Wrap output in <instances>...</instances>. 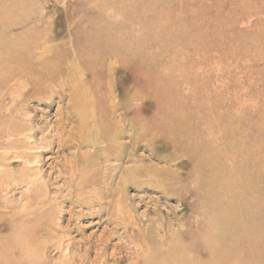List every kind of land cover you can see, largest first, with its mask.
Returning a JSON list of instances; mask_svg holds the SVG:
<instances>
[{"label":"rangeland","instance_id":"1","mask_svg":"<svg viewBox=\"0 0 264 264\" xmlns=\"http://www.w3.org/2000/svg\"><path fill=\"white\" fill-rule=\"evenodd\" d=\"M100 24L112 25L111 33L128 43L125 56H137V63L120 57L103 66L104 57L81 56L88 48L87 32L94 25L98 36L108 29ZM0 46L11 51L15 61H29L9 63L12 55L0 54L7 63V73L0 72V128L15 131L0 139V171L8 177L0 188L1 216L6 219L17 209L38 205L31 183L17 184L19 178L30 176L41 183V199L48 197L51 203V225L72 229L61 238L66 244L74 242L80 255L91 242L96 245L109 237L114 227L110 214L120 205L137 215L146 213L149 220L156 219L158 210L174 223L180 245L206 258L208 252L198 251L200 244L193 237L201 235L200 225L217 232L224 222L219 218L230 214L221 209L220 217L211 215L209 200L227 198L214 179L217 175L223 186L232 188L245 162L258 172V232L254 257L243 254L237 264H264V0H0ZM67 53L90 76L89 82L97 83L93 88L101 106L88 109L96 111L95 119L87 120L79 112L72 83L61 87L53 81L46 89H35L39 86L34 76L46 60ZM98 113L104 118L111 113L112 120L105 125L111 139L125 147L111 151L109 170L100 159L102 173L87 186L71 185L66 165L79 152L78 135L88 141L100 137ZM84 124L92 127L89 136L79 133ZM180 127H187V134H179V139L198 143L191 145L192 155L172 140ZM156 130H167L165 138ZM208 134L215 149L225 155L221 160L214 149L210 151L213 142ZM65 141L74 147L61 150ZM81 151L91 153L88 161L100 156L91 147ZM129 166L170 169L176 175L173 192L164 194L148 183L122 184L123 168ZM79 191L92 192L88 204L77 203ZM235 212L236 208L232 215ZM225 220L233 227L241 224ZM4 227L0 225V233L6 232ZM116 232L120 235L122 230ZM233 238L224 232V240L234 244ZM238 242L243 246L246 240ZM115 249L99 245L90 256H97L99 264L104 251L106 262L118 264L112 257ZM55 250L48 245L46 256L55 258ZM132 250L118 254L119 264L132 262Z\"/></svg>","mask_w":264,"mask_h":264},{"label":"bare ground","instance_id":"2","mask_svg":"<svg viewBox=\"0 0 264 264\" xmlns=\"http://www.w3.org/2000/svg\"><path fill=\"white\" fill-rule=\"evenodd\" d=\"M98 24L99 23L96 25ZM96 25L87 32L90 35L88 42L86 41L88 48L86 51L84 48L81 50V56H89L91 53H94L97 56L104 57L107 60L101 63L103 66H106L108 60H113L115 62L120 59V57L124 59H133L135 60V63H137V60L139 59L137 56H134L135 58L125 56L126 54H124V51H126L125 47L128 48V43H126L124 38L122 39L119 35L115 36L111 33V30H113L112 25L100 24V26H107L108 29L104 28L105 31L99 36L94 32ZM117 47L119 48L116 50ZM2 53L12 55L11 51H6V48L0 46V54ZM28 55L32 56L31 53H28ZM135 55H139V53ZM13 56L14 54L12 55V60H9V63H20L19 61H15L16 59H14ZM89 59H92L96 63L99 60L97 58ZM46 61L44 69L37 71L34 76V80L38 81L39 86L38 88L35 87V89H46L51 86L53 81H58L61 87H64L67 83H72V90L74 92L76 106L78 107L79 112L82 116L87 117V120H90L91 118L95 119L97 117L96 111L93 113L89 112L88 109L93 108L99 110L98 108L101 106L100 100L96 95V90L93 88L97 83L89 82L90 76L82 73V66L74 61V57L71 53L65 55L54 54L53 58ZM20 64L28 65L29 61ZM0 72L3 73L2 75L7 73V63L3 62L1 56ZM98 114L101 119L100 123L102 124L100 125V137H98L97 140L92 139L88 141L85 140L86 138H83V136L78 135V139L80 140L75 141V145L79 152H77L75 160H70L68 165H66L67 170L72 176V180L68 182L72 183L71 185L77 184L78 186H83L84 184L87 186L86 183H88L89 180L98 177L102 173V170L98 165L100 159L102 157L105 159L106 163L103 168L106 167L107 170H109L111 169L110 166L112 164L111 151L113 149L125 147V145L117 143V141L111 139L109 134L110 129L105 125L106 122L112 120L111 113L107 118H104L101 113ZM86 124L80 127L79 133L81 132V134L89 136L92 127H88V124ZM5 129L6 128L3 127L0 128V139L5 136H14L15 131ZM4 130L5 133L2 134ZM175 131L176 132L172 134L176 139L172 138V140H178L182 145L184 152L187 155H192L193 150L191 149V145H197L198 143L194 142V144H191L189 141L186 142L185 139H179L178 137L179 134H187V127H180L175 129ZM154 133L165 138L164 136L166 135L167 130H161V132L158 130ZM209 137L211 140L213 139L210 135ZM17 139H19V135L17 136ZM212 142L213 145L209 147L210 151H213L214 149L212 153L217 155L216 157L221 160L225 155L221 150H216V142L213 140ZM100 144H105V148H100ZM170 144L173 145L171 140ZM59 147L61 150L68 147L73 148L74 144L65 141L64 143H61ZM87 147L98 150L100 153L99 158L88 161V157H91V153H83L81 151ZM198 150L202 154L205 153L203 150H200V148ZM0 163H2L1 158ZM24 164L22 165L26 168L27 164H25L26 166ZM83 165V168H79V166L82 167ZM239 167L240 164L235 170ZM81 170L83 171L81 172ZM239 173L240 176L236 179L237 185L233 179L230 180L234 182L232 188L229 186H223V180L220 177H217V175V178L215 177L214 179V181L219 182L220 188L225 189L224 193L227 198H225L224 201L209 200V209H211L212 212L211 215L214 217H220V212L224 210L225 212H230V214H226V217L227 215L230 217L219 218V221L224 222L217 232L211 231L206 225L203 227L202 225L199 226L201 235H195L193 241L196 239L194 243L200 244L199 247L196 246L199 248L198 251L208 252V257L206 258H201L199 253L188 251L185 249V246L180 245V233L174 228V223H170L162 218V215L158 210L155 212L156 219L149 220L145 215L146 213L137 215L132 209L128 210L120 205L110 214V222L114 227L109 232V237L101 239L96 245L91 242L90 246L86 249L85 254L80 255L81 249L78 250L75 248V246L72 245L74 242L66 244L61 238L62 235L72 232V229H70L69 226L63 229L56 225H51L52 219L49 209L51 203L47 200L48 197L41 199V191H43V188L40 181L37 179L34 180L30 176H23L18 179L17 184L22 186L27 184V182L31 183L35 194L34 197L37 196L39 203L35 207L31 205L29 208V205L27 209L15 210L14 214H8V218H6L7 220L4 216L0 215V225L4 224V229H6V232L0 233V264H96L99 261V258L97 259V256L94 259L91 258L90 252L99 248V245L109 248L110 244L116 248L112 257L117 259L118 264L120 262L117 258L118 254L127 253L129 248H133L135 252L134 259L128 264H237L241 261V256H243V254H248V257L251 258L254 257V237L258 232L256 225L258 215L256 212H258L257 207L260 205L258 172L255 169V166L244 162ZM78 175L80 182L77 180ZM7 180V175L0 171V188L7 183ZM121 180L124 185L129 183H148V185L157 188L162 193L168 194L173 192L176 183V175L168 168L160 169L154 166H129L123 168ZM99 182L102 181L100 180ZM91 193L87 194L82 191L77 192V203L83 202V204H88L87 199ZM208 198L209 194L204 197V200L206 201ZM28 199H30V197ZM228 199L232 201L230 204L228 203ZM0 205H2V201H0ZM235 208L236 212L232 215ZM230 218L240 220L241 224L234 227L231 223L228 225L225 219ZM118 230H122L120 235L116 232ZM203 230H208V233H202ZM225 231L233 235L234 244L224 240ZM238 236L239 238H237ZM111 238H117L118 242L112 245ZM239 239L246 240L243 246L238 242ZM48 245L55 247L57 253L55 258L46 256L45 253ZM96 252L98 253V251ZM99 252L101 253V251ZM101 255L104 260L99 264H110L108 263L109 261L106 262V260H109L107 257L108 254L103 251Z\"/></svg>","mask_w":264,"mask_h":264}]
</instances>
